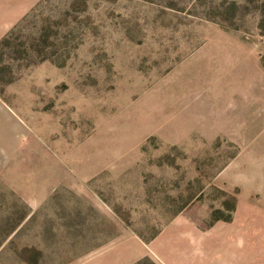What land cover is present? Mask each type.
Instances as JSON below:
<instances>
[{"label": "rangeland", "instance_id": "374dc122", "mask_svg": "<svg viewBox=\"0 0 264 264\" xmlns=\"http://www.w3.org/2000/svg\"><path fill=\"white\" fill-rule=\"evenodd\" d=\"M0 17V264H264V0Z\"/></svg>", "mask_w": 264, "mask_h": 264}, {"label": "crops", "instance_id": "0c3cea01", "mask_svg": "<svg viewBox=\"0 0 264 264\" xmlns=\"http://www.w3.org/2000/svg\"><path fill=\"white\" fill-rule=\"evenodd\" d=\"M8 17V16H7ZM7 18H2L0 17V37L5 33V31L8 29V24L7 23H10L11 25L14 23V20H10V19H7ZM7 28V29H6Z\"/></svg>", "mask_w": 264, "mask_h": 264}]
</instances>
